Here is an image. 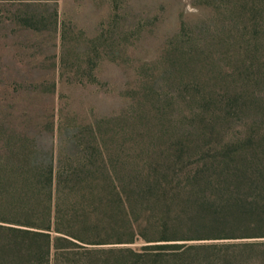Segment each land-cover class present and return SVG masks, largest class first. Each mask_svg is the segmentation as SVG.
<instances>
[{
	"label": "rangeland",
	"instance_id": "obj_1",
	"mask_svg": "<svg viewBox=\"0 0 264 264\" xmlns=\"http://www.w3.org/2000/svg\"><path fill=\"white\" fill-rule=\"evenodd\" d=\"M205 1L0 0V147H98L102 134L130 173L168 184L167 196L107 218L105 244L92 247L108 264H188L215 245L264 242L212 239L191 224L193 169L264 160V32L240 24L257 66L232 76L218 36L237 8L252 20L264 0Z\"/></svg>",
	"mask_w": 264,
	"mask_h": 264
},
{
	"label": "trees",
	"instance_id": "obj_2",
	"mask_svg": "<svg viewBox=\"0 0 264 264\" xmlns=\"http://www.w3.org/2000/svg\"><path fill=\"white\" fill-rule=\"evenodd\" d=\"M212 4L206 0L203 6ZM235 11V18H242L238 23L232 18L228 28L223 24L228 36L227 30L218 35L236 64L226 66L230 76L243 62L251 61V69L257 66V43L241 33L240 24L259 30L257 35L264 32V4L253 6L252 20H245V12L239 15V8ZM236 35L241 48L232 45ZM219 51L223 55L221 45ZM98 136L94 134L98 147H0V264H108L99 257L103 250L92 246L105 244L101 238L109 234L111 220L127 215L133 202L168 195L164 180L146 168L130 173L121 153L105 147ZM192 172L188 195L196 216L191 224L212 239L264 238V160L256 155L215 160ZM218 246L207 248L213 250L203 257L189 256L188 264H264L262 241Z\"/></svg>",
	"mask_w": 264,
	"mask_h": 264
}]
</instances>
